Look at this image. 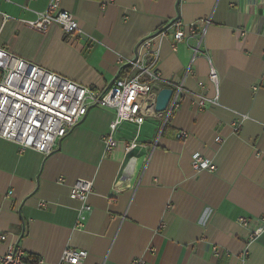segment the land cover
Segmentation results:
<instances>
[{
    "label": "crops",
    "instance_id": "crops-1",
    "mask_svg": "<svg viewBox=\"0 0 264 264\" xmlns=\"http://www.w3.org/2000/svg\"><path fill=\"white\" fill-rule=\"evenodd\" d=\"M49 1L0 0V45L96 90L163 23L179 18L188 33L191 22L210 20L194 58L195 38L173 49L170 33L152 37L158 70L184 93L167 119L121 122L112 151L101 137L115 113L100 106L47 155L0 137V255L16 244L21 264H68L65 247L86 250L82 264H264V229L250 237L264 215V0H59L78 22L75 37L56 23L44 33L23 24ZM201 91L212 99L204 108ZM132 139L141 146L126 152ZM195 152L214 169L194 171ZM77 179L92 181L89 210L70 195Z\"/></svg>",
    "mask_w": 264,
    "mask_h": 264
},
{
    "label": "built area",
    "instance_id": "built-area-1",
    "mask_svg": "<svg viewBox=\"0 0 264 264\" xmlns=\"http://www.w3.org/2000/svg\"><path fill=\"white\" fill-rule=\"evenodd\" d=\"M209 20L208 17H202L191 22L188 25V33H185L179 18L163 23L152 35L137 43L134 57L125 63L128 70L124 75L115 77L102 90L92 89L22 59L0 45V137L17 143L20 151L32 148L47 155L53 151L55 144L85 117L91 107L100 106L110 108L115 113L109 125L110 131L101 137L105 153L112 151L117 144L113 132L121 122L141 124L146 117H160L163 113L167 119L184 93L179 79L164 77L158 70V51L152 48V37L170 33L173 49L179 42L195 38L196 44L190 47L194 58L202 53L199 49L201 34ZM22 22L26 27L40 33L46 32L53 23L58 24L67 36L75 37L80 33L74 15L61 8L59 0H50L46 9L38 13L36 18ZM141 49L144 53H141ZM208 78L212 83H217L218 74L213 67L209 70ZM200 85L203 87L202 83ZM162 87L171 88L172 94L166 110L157 111L156 96ZM196 95L199 97L197 104L201 108L205 107L206 101H212L204 91ZM186 136L184 131L177 135L180 139ZM217 141H220V138H217ZM136 146L141 144L132 139L125 144V151L129 152ZM259 154L264 157V152ZM134 159L131 155L127 163L134 162ZM191 168L194 171H212L214 164L199 152H195L191 156ZM91 188L92 181L87 179H77L71 185L70 195L82 202L83 211L90 209L85 201ZM10 192L8 191V194ZM259 219L260 224L251 228V239L256 238L264 229V215ZM238 222L250 226L249 220L244 216L239 217ZM86 256V250L65 247L60 262L82 264ZM23 259L24 251L16 244L10 245L7 251L0 255V264H21ZM131 264L150 263L142 257H137Z\"/></svg>",
    "mask_w": 264,
    "mask_h": 264
},
{
    "label": "water",
    "instance_id": "water-1",
    "mask_svg": "<svg viewBox=\"0 0 264 264\" xmlns=\"http://www.w3.org/2000/svg\"><path fill=\"white\" fill-rule=\"evenodd\" d=\"M172 94V89L168 87H162L156 96L155 110L164 111L167 108L169 99Z\"/></svg>",
    "mask_w": 264,
    "mask_h": 264
},
{
    "label": "trees",
    "instance_id": "trees-1",
    "mask_svg": "<svg viewBox=\"0 0 264 264\" xmlns=\"http://www.w3.org/2000/svg\"><path fill=\"white\" fill-rule=\"evenodd\" d=\"M125 67H128V65H124V66L121 67V69H120V73H119L118 76H122V75L125 73V71H127V69H125ZM163 116H164V113H163ZM167 122H168V121H167ZM167 122H165L164 127H163V130L166 128V126H167Z\"/></svg>",
    "mask_w": 264,
    "mask_h": 264
},
{
    "label": "bare ground",
    "instance_id": "bare-ground-1",
    "mask_svg": "<svg viewBox=\"0 0 264 264\" xmlns=\"http://www.w3.org/2000/svg\"><path fill=\"white\" fill-rule=\"evenodd\" d=\"M132 165H133V162H130L128 164V166H127V170L126 171L130 172L131 171V168H132Z\"/></svg>",
    "mask_w": 264,
    "mask_h": 264
}]
</instances>
